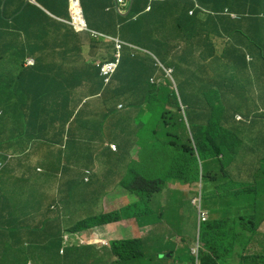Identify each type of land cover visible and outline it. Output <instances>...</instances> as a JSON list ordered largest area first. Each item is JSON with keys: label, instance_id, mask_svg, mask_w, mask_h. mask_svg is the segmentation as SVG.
Returning a JSON list of instances; mask_svg holds the SVG:
<instances>
[{"label": "trees", "instance_id": "1", "mask_svg": "<svg viewBox=\"0 0 264 264\" xmlns=\"http://www.w3.org/2000/svg\"><path fill=\"white\" fill-rule=\"evenodd\" d=\"M22 2L0 0V10L35 8ZM81 2L91 28L148 46L174 68L176 85L152 81L159 72L154 60L126 49L108 85L96 61L74 65L82 44L47 55L46 48L28 51L35 92L14 106L7 101L12 113L0 117V124L13 118L9 136L0 135V240L16 237L0 244V264H90L94 247L67 244L65 236L124 220L155 228L156 235L165 222L178 231L179 207L191 204L181 187L201 195L202 211L211 214L200 226V264H263L264 48L258 60L243 64L235 56L245 59L246 52L235 50L246 37L257 43L255 28L263 33L257 44H264V18L257 16L264 0H170L171 7L152 6L136 19L115 14L107 25L105 7L90 13ZM38 3L55 11L47 0ZM226 5L241 18L225 14ZM93 42L112 57V40ZM221 42L226 47L218 51ZM170 183L178 188H166ZM119 187L132 201L107 211L104 199ZM165 236L112 240V264H156L165 250L155 243ZM172 250L167 257L178 261L182 253ZM182 258L179 264H195L189 248Z\"/></svg>", "mask_w": 264, "mask_h": 264}, {"label": "crops", "instance_id": "2", "mask_svg": "<svg viewBox=\"0 0 264 264\" xmlns=\"http://www.w3.org/2000/svg\"><path fill=\"white\" fill-rule=\"evenodd\" d=\"M22 1L20 0V5H23ZM27 1L35 5V8L29 7L21 11H15L17 4H11L8 6V9L6 5V10L4 12L0 10V99H2L0 100V111L7 114L12 113L6 110V107H8V105H6L7 101H10L9 106H14V103L17 104V99L19 97L35 92V76L29 71L31 67L24 65V60L28 57V51L37 52L46 48L47 55L52 51L59 53L65 48V44H82L84 53L80 60L75 61L74 65L76 67H78V65L85 66L89 62L94 63V59L97 61L100 60L101 57H107V59L111 57L110 54H103L100 47L91 46L94 42L91 37L86 34L77 33L72 30L79 35L80 40L77 42L72 39L71 35L68 33V29H70L71 26L66 21L68 15L67 0H65L66 6L63 0H47V3L51 5L55 11H50L42 7L38 3L40 0H24V2ZM85 1L90 13L100 12V7H105L104 11L100 13L105 14L103 17L106 25L109 22V18L114 17L115 14L117 15L113 0H92V5L88 4V0ZM133 1L134 16L139 17L141 14L151 12V10H153L152 6L154 10L157 11L162 5L166 6L165 4L170 0ZM149 6L151 7L150 9H148ZM166 7H171V5H167ZM224 8H229V6L226 5ZM252 10L254 11V7ZM57 12L59 14H56ZM254 12L256 13L257 11ZM84 17H86V14H84ZM166 19L169 24L175 23V21L167 17ZM101 26H104V24H101ZM219 45L222 47L224 44ZM56 62L60 64L61 61L56 60ZM4 125L5 129H2L3 132H10V130L13 129V123H4ZM44 146L45 151H47V146ZM33 148L34 147L29 148V150L35 154L37 150L34 151ZM8 241L16 243V237L13 236L12 239H6L5 241L0 240V244ZM3 246L5 247L4 244Z\"/></svg>", "mask_w": 264, "mask_h": 264}, {"label": "clouds", "instance_id": "3", "mask_svg": "<svg viewBox=\"0 0 264 264\" xmlns=\"http://www.w3.org/2000/svg\"><path fill=\"white\" fill-rule=\"evenodd\" d=\"M113 1H114V6H115V10H116V13L117 14H121L122 16H127V15H129L131 13L132 14V18H134V19L138 18V16H134V5H133L134 4V1L133 0H113ZM79 4H80V8H81V13H82V19L85 20L86 27L85 28H82V29H78V28H76L73 25L72 20H71V16H70V13H69V0H67L68 15H67L66 21L71 26V28L75 32H77V33H86V34H89L90 37L95 38L93 40H96V41L99 40V37H101L102 39H104L106 41L112 40L114 42L115 49H114V52L112 53V57L109 58V59H107V60H105V61H101V60H97L96 61V64L100 68V75L103 77L105 85H108L111 82V79L113 78L114 74L116 73V71L118 69V66H119V64L121 62L122 54H123V51L125 49L126 50H129L132 55H134V54H136V55L143 54V55H146L147 57H150L151 59L154 60L155 64L159 67V72H158V77L152 78V81H154L155 79L156 80H160L161 78H164V82H166V80H169L170 82H172L174 84V86L176 85L175 79H174V76H173L174 68L171 67V66L170 67L166 66L159 59V57L151 49H149L148 46H146L145 44L139 45L138 43H134V42H130V41H127V40H123V39H121L119 37H116V36H110V35H108V34H106L104 32H101V31H98V30H95V29L91 28L89 26L87 17H84V12H83V8H82V5H81V0H79ZM150 8L151 7L149 6L148 9H150ZM223 12L225 14H228L231 18H233L235 20L241 18V14L230 10V8H224L223 9ZM192 13H193V10H190V14H192ZM247 16H251V15L248 14ZM257 16H260V17H263L264 18V14L263 13H261V14L259 13ZM251 34H252V37L257 40V43L263 37L262 30H259L257 28H255L254 30H252L251 31ZM224 43L225 42H221L219 44H224ZM257 43L254 42V41H252V40H250L249 38L246 37V39L242 42V44H238V47L235 50V53H237L239 51L246 52L245 59H242V57H240V56H235V58L236 59H239L240 60L239 62H241V64L244 63V60L247 63L250 62V61H253V60H258V58L260 56V51L263 52L264 44H257ZM219 44H218V46L220 47ZM224 45L222 47H220V49L218 51L223 50L226 47V45L225 46ZM28 60L32 61V64H30V65L27 64V61ZM94 61H95V59H94ZM229 63L230 64H228V68L229 67H234V64L236 63V61H231ZM34 64H35V62H34V59L32 57L25 58V60H24V65L25 66H27V67H33ZM92 100L93 99H90L89 101H92ZM90 106L93 107V108L100 109V104L99 103L98 104H96V103H90ZM122 107H123L122 104H119L118 105V108L119 109L122 108ZM1 115L2 114H1V111H0V117H1ZM7 117H8L7 119H5L3 117V120H2V122L0 124V135L4 134V139L9 136V132H3L2 131V129H5L4 123L5 124L13 123L12 116H7ZM236 118L237 119H241L242 116L239 115V114H237L236 115ZM108 145L110 146V148L114 152L117 151V148H116L115 145H113V144H108ZM28 150H29V148H28ZM33 155H34V157H37L35 154H33ZM9 156L10 155H8V158H9ZM11 157L15 158V156H11ZM0 168H1V164H0ZM38 171H41V169L38 168ZM86 180H87V178H86ZM170 184H172V183H170ZM197 187H198V191H199V188L201 187V182H199L197 184ZM174 188H178L176 186V184H172V187H170V189H174ZM179 189H181L180 192H182L183 190H188L189 191V194L183 193L187 197L190 194H194L188 188L185 189V187H181ZM192 197L198 198L195 201L196 205L195 204L193 205V203H192L194 198L193 199L190 198L189 201L191 200V204H190L191 206L198 207V225H199V230H200L201 223H206L207 221H209V218H210L211 214H210V212L202 211V209H201V195H199L198 197H196L195 195H193ZM112 224H114V223H112ZM165 224H167V223L165 222ZM108 225H111V224H108ZM108 225H106V226H108ZM169 227H171V226H169ZM98 228H101V227H98ZM98 228H94V229H91V230H97ZM142 228H146V227H142ZM258 230H259V228H258ZM88 231H90V230H88ZM86 232H83V233H86ZM178 233L181 235V233L179 231H178ZM258 235H259V240H260L261 244L264 245V234L258 233ZM76 236H78V234ZM173 236H174V234L168 235V237L165 236L166 237L165 239H171ZM97 239H99V237H97ZM153 239L154 240L155 239L157 240V238H153ZM93 240L96 241V238H93ZM178 240H179V238H178ZM98 241H100V239ZM111 241L112 240H110L108 242V245H107V246H109V248H110V242ZM151 242H154V241L152 240ZM155 242H158V240L155 241ZM195 242L196 241H194V243ZM261 244H259V246ZM85 245H91V246L94 247V250L92 251V253H94V254H92V257H94V258L97 259V256H98V252L96 251L97 250V247L94 246L93 243L82 244V245H78V246H85ZM182 246H184L183 241H182ZM104 247H105V245H104ZM188 248L190 249L192 255L195 256V264H200V260H199V252H200V248H201L200 247V232H199V239H198V243H197L196 247L194 246V244H192ZM180 249L181 248H176V250H178V251ZM237 249H239V248H237ZM106 250L107 251H110L109 249H106ZM194 250H195V252L193 253ZM260 250L264 253V246H263V248H260ZM166 253H168V252L165 250V252L162 253V255L160 257H157L156 258V264H158L162 260V258H163V260L166 261L163 264H172V262L168 261V259H171V260H173V259L172 258H168ZM165 256L167 257L166 259H165ZM92 257H91V262H92ZM107 257H109V256H107ZM102 260H105V259H100L97 262L99 263ZM140 260H136L134 264H143L144 261L142 260L140 262ZM176 261L177 260H175V263L174 264H176ZM144 264H145V262H144ZM186 264H189V263H186Z\"/></svg>", "mask_w": 264, "mask_h": 264}, {"label": "rangeland", "instance_id": "4", "mask_svg": "<svg viewBox=\"0 0 264 264\" xmlns=\"http://www.w3.org/2000/svg\"><path fill=\"white\" fill-rule=\"evenodd\" d=\"M176 186H178L176 184ZM172 187V184H167L168 189ZM186 189V188H185ZM168 191V190H166ZM182 193L189 194L188 190H183ZM194 194H190L187 197V200L193 199L192 197ZM198 198L193 199V205L195 201ZM132 201L131 193L127 192V190L122 189L121 187L117 188L113 193L107 195L104 199V209L107 211L117 209L121 206H126L130 204ZM164 203L167 204V202ZM93 212H85L84 215L91 216L93 215ZM176 222L178 226V231L181 233V235L178 233V231L174 227H169L167 224L161 225V231L158 233L165 234L167 237L168 235L174 234V236L171 239H164L159 238V243H155L156 248H159L162 246V249H165L167 252H170L172 249L175 248H181L180 252L182 253V256L178 258V261H176V264H179L180 262H185L186 258H182L184 256V253L188 251V247H190L192 244L196 247L199 239V225H198V207H193L191 205H185L181 204L178 210V216L176 217ZM149 233H152L155 236H158V233L156 235L155 228H152L150 226L146 228H142L138 226L137 222L134 219L131 220H124L119 223H114L108 226H104L101 228H98L97 230H90L86 233H79L78 236H69L67 235L65 237V241L67 244H75V245H82V244H88L93 243L94 246L97 247L98 256L97 259L92 257V262L90 264H112L114 258L110 254L109 251L106 249H110L108 245V242L110 240H116L121 238H134V237H141L144 239H147ZM258 233L264 234V222L261 226H259ZM99 237V239H97ZM93 238H96V241L93 240ZM179 238V240H178ZM150 241L153 240V237L148 238ZM182 241L184 246H182ZM194 241H196L194 243ZM105 245V247H104ZM103 247V248H102ZM99 250V251H98ZM172 250V251H173ZM195 250L193 251V253ZM109 256V257H107ZM107 257V258H106ZM177 257L174 256L173 260L168 259V261L172 262V264L175 263V260H177ZM182 258V259H181ZM100 259H105L97 262ZM108 261V262H107ZM166 262L165 260H162L158 264H163Z\"/></svg>", "mask_w": 264, "mask_h": 264}, {"label": "built area", "instance_id": "5", "mask_svg": "<svg viewBox=\"0 0 264 264\" xmlns=\"http://www.w3.org/2000/svg\"><path fill=\"white\" fill-rule=\"evenodd\" d=\"M69 13L72 23L76 28L82 29L86 27V22L84 19H82L79 0H69ZM27 64H32V61L28 60Z\"/></svg>", "mask_w": 264, "mask_h": 264}]
</instances>
